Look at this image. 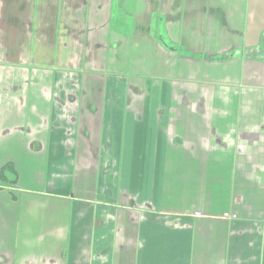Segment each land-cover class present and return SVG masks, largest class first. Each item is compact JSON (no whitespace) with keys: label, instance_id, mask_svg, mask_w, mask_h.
Instances as JSON below:
<instances>
[{"label":"crops","instance_id":"0c3cea01","mask_svg":"<svg viewBox=\"0 0 264 264\" xmlns=\"http://www.w3.org/2000/svg\"><path fill=\"white\" fill-rule=\"evenodd\" d=\"M0 264H264V0H0Z\"/></svg>","mask_w":264,"mask_h":264}]
</instances>
